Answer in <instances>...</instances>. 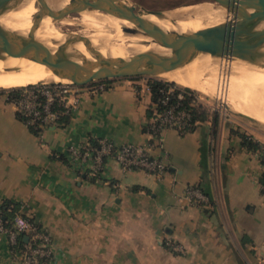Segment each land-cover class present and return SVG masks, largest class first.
<instances>
[{"label":"crops","instance_id":"0c3cea01","mask_svg":"<svg viewBox=\"0 0 264 264\" xmlns=\"http://www.w3.org/2000/svg\"><path fill=\"white\" fill-rule=\"evenodd\" d=\"M153 104L146 77L113 79L84 92L66 124L36 134L0 93V200L25 204L48 232L52 264H264V165L243 135L264 137L243 122L215 114L186 134L165 129L163 146L153 148L167 166L161 179L108 160L98 181L70 163L68 148L87 140L155 143L147 131ZM189 186L209 202L189 205ZM169 238L185 253L171 252ZM14 258L0 233V264Z\"/></svg>","mask_w":264,"mask_h":264},{"label":"bare ground","instance_id":"6f19581e","mask_svg":"<svg viewBox=\"0 0 264 264\" xmlns=\"http://www.w3.org/2000/svg\"><path fill=\"white\" fill-rule=\"evenodd\" d=\"M84 1L22 0L16 7L8 9L0 15V24L5 29L21 35H27L30 28L33 27L35 38L46 43L53 51L64 44L66 40H70L72 43H69L68 50L70 52L80 51L90 60L95 58L88 52L79 35L74 31V35L67 34L62 31V28L70 27L77 21V25L83 29L86 38L90 39L91 49L94 54L104 61H108L112 57H122L129 60L136 54L151 51L165 55L170 54V49L160 45L158 41L142 34L124 31V27L131 28L133 23L105 10L82 11L77 14L79 18L73 19L67 15L56 16L68 4L76 6ZM123 1L125 2V0ZM143 17L166 31L178 33H190L217 27L232 20L230 14L223 6L211 1H204L194 4V6L169 11L164 13L161 18L148 13H144ZM261 50L264 53V47ZM261 60L264 61V57ZM215 61H220L221 63L217 64ZM212 62L216 63V65L214 63V65H210ZM238 62L247 64L240 66L237 64ZM235 74L238 75H236L238 79H236ZM252 74H256L254 75L255 77ZM257 74L261 76L259 77ZM233 75L236 80L244 78L242 79L243 81L245 78L247 79V76L249 78V75L254 77V79L249 78L244 83L241 81L244 86L240 87L239 93H236L235 90L233 94L227 93L228 97L230 98L231 96V100L234 101L232 106L235 111L245 115L252 114L254 115V121L261 122L264 125V92H261V95L257 94L264 87V64L252 63L227 55L218 57L208 53H199L181 67L162 73L159 76L178 84L195 88L203 93L207 90L206 88L212 86L208 85L214 77L218 76L216 78L217 80L219 79L218 84L215 83L217 84L216 93L220 92L221 94L223 91L230 90V87H227V83L232 82L229 79H232ZM206 78H211V80L209 79L211 82H205L208 80ZM41 82L56 83L71 82V80L58 77L48 66L30 58L0 55V88L27 86ZM213 82L216 81L213 80ZM233 82L237 84L235 80ZM260 82L263 84L262 86L259 84ZM210 92L212 93L211 90ZM224 106L231 109L227 104H224Z\"/></svg>","mask_w":264,"mask_h":264},{"label":"water","instance_id":"95a60500","mask_svg":"<svg viewBox=\"0 0 264 264\" xmlns=\"http://www.w3.org/2000/svg\"><path fill=\"white\" fill-rule=\"evenodd\" d=\"M20 1L22 0H0V15L16 7ZM208 1L223 6L232 20L217 27L190 33L170 32L143 17L144 13H148L161 18L164 12L140 11L126 0H85L76 6L68 4L56 14L69 16L87 10H105L133 23L131 28L124 27V31L150 37L170 49L171 52L167 55L151 51L136 54L129 60L112 57L104 61L94 54L90 39L82 37L81 41L95 58L90 60L80 51L70 52L67 48L72 43L70 40L53 51L46 43L35 38L33 27L27 35H21L5 29L1 24L0 55L30 58L48 66L58 77L71 80L49 84L67 83L78 86L97 81L158 76L181 67L199 53L218 57L227 55L264 64L261 60L264 57L261 50L264 47V0ZM226 108L229 109L227 106ZM237 115L254 121L242 113L237 112ZM27 239L28 237L25 238Z\"/></svg>","mask_w":264,"mask_h":264},{"label":"built area","instance_id":"2783aa9c","mask_svg":"<svg viewBox=\"0 0 264 264\" xmlns=\"http://www.w3.org/2000/svg\"><path fill=\"white\" fill-rule=\"evenodd\" d=\"M107 84V81H97L85 86L67 83L43 84L38 89L23 91L13 99V102L16 110L27 118L28 126L36 130L37 134H41L43 129L56 124L59 120L60 116L54 108L55 104L62 105L65 114L71 115L79 107L84 92L95 95L105 90ZM173 95V89H170L160 98L158 105L161 109L155 110L150 119L148 132L156 140L155 143L118 145L107 138L87 140L79 146L71 145L68 148L70 163L88 168L91 176L98 181H102L101 176L108 160H115L123 172L139 170L161 179L166 173L167 166L161 157L153 154V148L163 146L164 130L170 128L177 130L180 134H186L199 123L193 121L190 110L183 106L181 99L187 95L191 98L193 105L200 104L210 110L209 105L193 90L179 92L176 102H172ZM41 96L44 97L43 100ZM258 153L264 160V147ZM261 189L264 193V184L261 185ZM184 198L189 205L199 206L209 202L208 196L198 186H189ZM25 212L26 205L23 204L11 226H6L0 217V233L8 235L11 250L15 253L14 264H52L53 251L50 235ZM20 236H23V243L15 249ZM26 237H28L27 240H25ZM165 243L173 253L182 255L186 251L183 245L171 238Z\"/></svg>","mask_w":264,"mask_h":264},{"label":"rangeland","instance_id":"374dc122","mask_svg":"<svg viewBox=\"0 0 264 264\" xmlns=\"http://www.w3.org/2000/svg\"><path fill=\"white\" fill-rule=\"evenodd\" d=\"M126 1L132 5H135L137 7V9L140 11H162L164 13H167L169 11H173V10H176L179 8L194 6V4H198L201 1L204 2V1H208V0H126ZM69 17L71 19L79 18V15L73 14V15H69ZM76 22H75V24H72V26H70V27L67 26L65 28H62V31L66 32L67 34H72V35H74V33H73V31H74L76 34L79 35L80 38L86 37L83 33V29L81 27H79V25H77L78 22L77 23ZM215 62H217V64H219L220 61H215ZM213 63L214 62H212L210 65H212ZM214 64L216 65V63H214ZM237 64L241 66L242 64H247V63L238 62ZM200 68H202V67H200ZM236 75L237 74H235V77H236V79H238L237 78L238 75L237 76ZM254 75H256V74H252V76H254ZM257 75L259 77L261 76L259 74H257ZM230 76H232V75H230ZM240 76H239V78H240ZM252 76L250 77V75H249V78L254 79L255 76L254 77H252ZM211 77L213 78V76H211ZM217 77H214V79H213L216 82H213V80H212V82L214 84L210 81L211 78H206L208 80H206L205 82L210 81L212 84L208 83L209 84L208 86H210V85H212V86L206 88L207 90L204 93L202 91L195 89V88L184 86V85L178 84L176 82H174V83H176L178 86H180L182 88H190L191 90L195 91L197 96L201 97L202 100H204V102L209 105L212 115L216 114V115H219L220 117H227V118L232 120L231 122H233V121L243 122L244 123L243 126L245 128H248L250 131L254 132L255 134L264 137V125L261 122L248 120L244 117L238 116L237 111H235V108L232 106L234 104V101L231 100L232 97L230 96V98H229L227 95V93L233 94L234 90L236 93L240 92V87H242V85L244 86V84L241 83V81H243L242 79H244V78H242L243 76L241 77L242 78L241 80L239 79L240 82H238L239 80L234 79L235 77L233 75L232 79H234L235 82H237V84L234 83L233 82L234 80H232L229 77L230 78V79L228 78L229 81H232V82H229V84L227 83V85H228L227 87H230V90L229 91H227V90L223 91L221 94H220V92L219 93L217 92L218 94L216 93V87H217L218 80H219V79L218 80L216 79ZM153 78H159L162 80L170 81V80H167V79H165L159 75L153 76ZM249 78L247 76V79L245 78L243 83L247 82L249 80ZM250 81H253V80H250ZM170 82H173V81H170ZM215 83H217V84H215ZM37 84L40 85V84H49V83H42L41 82V83H37ZM238 84H240V85H238ZM259 84L262 86L264 84V82H263V84H261V82ZM233 87H234V89H233ZM237 87H239V88H237ZM13 88H17V87H13ZM1 89H3V88H0V93H3V92H1ZM210 90L212 91L213 94L210 92ZM224 92H226V94H224ZM261 92H264V87H263V89H260V91H258L257 94L261 95ZM236 93H235V95H236ZM223 96H225V97L223 98ZM238 96H240V95H238ZM222 98H223V100H222ZM224 104H227L231 108L232 111L230 109H227L224 106ZM246 116H248L251 119H254V117H253L254 115H252V114H246Z\"/></svg>","mask_w":264,"mask_h":264},{"label":"trees","instance_id":"16d2710c","mask_svg":"<svg viewBox=\"0 0 264 264\" xmlns=\"http://www.w3.org/2000/svg\"><path fill=\"white\" fill-rule=\"evenodd\" d=\"M134 78H137V77H134ZM146 78L148 80V87L152 93V97H153V101H154V104H153V106L149 112V115H150L149 118H151L153 116V113L155 110L161 109V106L158 105V101L160 100V98L165 96V94L170 89H173V92H174V95L172 96V102L177 101L176 96L179 94V92H185V91L191 92L190 88H182L174 82L162 80L159 78H153V77H146ZM106 81L109 83L111 80H106ZM42 85L43 84H40V85L39 84H30L27 86H20L17 88H3V89H1V92L7 94L9 96V98L13 100V99L17 98L23 91H25L27 89H38ZM41 99L43 100L44 97L41 96ZM181 103L183 104V106H185L187 109L190 110V112L192 114L193 121H198L199 123L205 122L212 115L211 111L208 110L207 107L200 105V104L199 105H193L191 98L187 95H184V98L181 99ZM54 108L56 109V111L59 112V116H60L59 120L56 124H59V125L60 124L61 125L66 124L69 121L70 115L65 114V109L62 105L58 106V104H55ZM17 114L20 117V119H22L24 122H26L27 118H25V116H23L19 111H17ZM30 129L34 133L37 134V131L34 130L32 127H30ZM148 129H149V124L147 125V131H148ZM243 140H244V145L250 150L258 152L259 150H262V148L264 147L263 143L254 139L251 135H243ZM261 161H262V164L264 165V160L262 158H261ZM261 184L262 185L264 184V173L262 174V177H261ZM201 190L204 192L203 189H201ZM22 205H23V203L13 202V201L8 200V199L0 200V217L2 218V220L6 226H11L13 224V222L15 220L16 213L19 212ZM23 216H25V214H23ZM22 243H23V236H20L15 249L18 246H20Z\"/></svg>","mask_w":264,"mask_h":264}]
</instances>
